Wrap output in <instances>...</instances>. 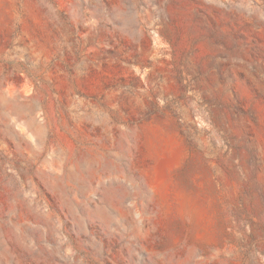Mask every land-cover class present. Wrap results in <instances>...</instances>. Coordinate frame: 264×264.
Masks as SVG:
<instances>
[{"label": "rangeland", "instance_id": "rangeland-1", "mask_svg": "<svg viewBox=\"0 0 264 264\" xmlns=\"http://www.w3.org/2000/svg\"><path fill=\"white\" fill-rule=\"evenodd\" d=\"M0 264H264V0H0Z\"/></svg>", "mask_w": 264, "mask_h": 264}]
</instances>
